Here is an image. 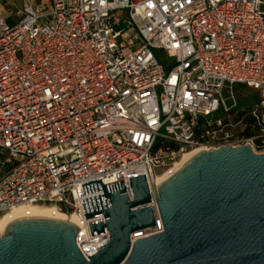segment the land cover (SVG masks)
Returning a JSON list of instances; mask_svg holds the SVG:
<instances>
[{
    "label": "built area",
    "instance_id": "2783aa9c",
    "mask_svg": "<svg viewBox=\"0 0 264 264\" xmlns=\"http://www.w3.org/2000/svg\"><path fill=\"white\" fill-rule=\"evenodd\" d=\"M0 0V214L20 205L73 216L88 260L82 183L144 174L162 231L154 174L195 149L253 146L237 85L259 92L247 111L264 148V0ZM165 54L160 58L154 50Z\"/></svg>",
    "mask_w": 264,
    "mask_h": 264
},
{
    "label": "water",
    "instance_id": "95a60500",
    "mask_svg": "<svg viewBox=\"0 0 264 264\" xmlns=\"http://www.w3.org/2000/svg\"><path fill=\"white\" fill-rule=\"evenodd\" d=\"M82 183L83 193L102 194L81 203L91 235L108 241L86 260L69 221L26 217L0 234V264H264V153L248 143L203 149L154 188L162 231L130 235L155 224L144 174Z\"/></svg>",
    "mask_w": 264,
    "mask_h": 264
},
{
    "label": "bare ground",
    "instance_id": "6f19581e",
    "mask_svg": "<svg viewBox=\"0 0 264 264\" xmlns=\"http://www.w3.org/2000/svg\"><path fill=\"white\" fill-rule=\"evenodd\" d=\"M203 150V148L195 149L193 151L187 152L182 157L175 162L174 166L166 170L161 175L154 174L153 182L155 185H159L162 183L173 171H175L178 167H180L183 163H185L189 158L193 155L197 154ZM38 205H20L14 207L9 212L5 213L3 216H0V234L3 233L6 225L16 219L26 218V217H44V218H53L59 220L69 221L71 223H75V219L73 216H65L61 212L57 211L54 207L48 206L46 208L37 207ZM44 206V205H43Z\"/></svg>",
    "mask_w": 264,
    "mask_h": 264
},
{
    "label": "rangeland",
    "instance_id": "374dc122",
    "mask_svg": "<svg viewBox=\"0 0 264 264\" xmlns=\"http://www.w3.org/2000/svg\"><path fill=\"white\" fill-rule=\"evenodd\" d=\"M15 2L13 3L12 7H11V10H12V13L9 15L8 19H7V23L9 25H14L17 21H18V16L14 15L13 12L19 7V0H14ZM154 53L159 56L160 58L162 59H165V54L160 51V50H154ZM257 97V100L260 98V94L258 91L252 89V88H249V87H246V86H243V85H239L238 88L236 87V97H237V100H238V105L240 107L241 110H248L249 108L247 107V105L243 104L242 101H246V102H252L249 104V106H252L255 102H254V97ZM244 116V115H243ZM245 122L244 120L242 121L241 123V126L239 127V129H242L245 131ZM256 127V125L253 124L251 125V128H254ZM258 134L256 133L253 137V146H252V149L257 152V153H264V148H256V144H255V139H258ZM4 158V155L0 152V174H2L3 172H5L7 170V166L5 165H2V160ZM174 166V165H173ZM173 166H170L171 168ZM169 167V168H170ZM169 168H166L164 170H161L157 173V175H161L163 174L164 172H166V170H168ZM37 207H40V208H46L48 206H43V205H38ZM7 213V212H6ZM5 213L3 214H0V216H3Z\"/></svg>",
    "mask_w": 264,
    "mask_h": 264
},
{
    "label": "trees",
    "instance_id": "16d2710c",
    "mask_svg": "<svg viewBox=\"0 0 264 264\" xmlns=\"http://www.w3.org/2000/svg\"><path fill=\"white\" fill-rule=\"evenodd\" d=\"M238 86L239 85H237V88H238ZM258 100H257V97L255 96L254 97V102L255 101H258ZM252 102L242 101V103L245 104V105H247L248 108L251 107V106H249V104L252 103ZM248 110H241L240 111V116L243 117V120H244V122L246 124L245 125L244 135L247 136V137H250V136H254L256 133L258 134L259 133V130H258V127L257 126L254 127V128H251V125L253 124L254 121H253L252 117L249 116V114L247 112ZM255 144H256V148H261V145H260L261 143H260L259 138L258 139H255Z\"/></svg>",
    "mask_w": 264,
    "mask_h": 264
},
{
    "label": "crops",
    "instance_id": "0c3cea01",
    "mask_svg": "<svg viewBox=\"0 0 264 264\" xmlns=\"http://www.w3.org/2000/svg\"><path fill=\"white\" fill-rule=\"evenodd\" d=\"M13 2H15L14 0H13ZM21 2V0H19V3Z\"/></svg>",
    "mask_w": 264,
    "mask_h": 264
}]
</instances>
